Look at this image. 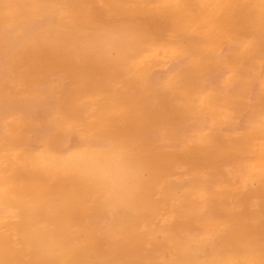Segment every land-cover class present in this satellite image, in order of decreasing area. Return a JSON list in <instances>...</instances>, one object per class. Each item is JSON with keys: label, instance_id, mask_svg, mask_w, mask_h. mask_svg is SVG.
I'll list each match as a JSON object with an SVG mask.
<instances>
[{"label": "bare ground", "instance_id": "bare-ground-1", "mask_svg": "<svg viewBox=\"0 0 264 264\" xmlns=\"http://www.w3.org/2000/svg\"><path fill=\"white\" fill-rule=\"evenodd\" d=\"M0 264H264V0H0Z\"/></svg>", "mask_w": 264, "mask_h": 264}, {"label": "rangeland", "instance_id": "rangeland-1", "mask_svg": "<svg viewBox=\"0 0 264 264\" xmlns=\"http://www.w3.org/2000/svg\"><path fill=\"white\" fill-rule=\"evenodd\" d=\"M221 47V46H220ZM217 48L216 51H212L208 57L210 61L208 62H200L195 64L196 62L192 61L191 57L189 54H183L182 56L177 57V59L173 61H165L162 62L161 64L158 65V67H161L159 69H164L166 66H172V69L169 70L170 78L174 73H178L181 71L183 76H185L191 85V90L194 91L196 94H202L203 92H208L211 91V87H209L208 80L209 78L216 77V82L218 83L223 81L225 78L229 79L231 81H228L231 85L224 86V89L230 91V92H235L236 90H243V86L245 85L243 81V74L245 72L241 71L238 67V71L235 70V72H231L229 68L222 67L221 69L219 68L220 65L217 62L212 61L211 59L217 58V52H226L228 48L226 46L222 47L221 50ZM229 50V49H228ZM241 59V58H239ZM239 59H233L231 62L232 64L237 65L242 64L243 61ZM186 63V64H185ZM220 69V70H219ZM226 69V71L224 70ZM224 70V71H223ZM166 74V73H165ZM250 74V73H249ZM205 79V80H204ZM228 79V80H229ZM206 81V82H205ZM227 83V82H226ZM216 86L215 84H212ZM221 87V86H220ZM239 89H238V88ZM200 101V97L198 98ZM240 102L239 104L237 103L236 105L232 106L230 105L227 107H224V115L227 118L234 119L233 123L230 125H233L235 128V132H240L243 128L242 123L244 122L245 117L247 116V113L249 112L250 108H248L246 105H244L243 101H238ZM199 106V105H198ZM196 106L195 108H191L194 112L201 111L202 108L200 106ZM200 120H203L202 125L205 127H208V122L206 118H208V111L204 113H199ZM206 124V125H205ZM222 126V124H221ZM226 126H224L225 128Z\"/></svg>", "mask_w": 264, "mask_h": 264}]
</instances>
